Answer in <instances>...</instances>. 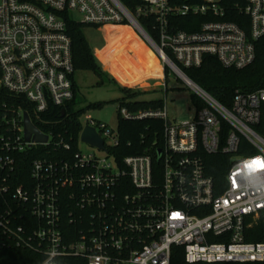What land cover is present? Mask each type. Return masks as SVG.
<instances>
[{
    "label": "built area",
    "instance_id": "obj_1",
    "mask_svg": "<svg viewBox=\"0 0 264 264\" xmlns=\"http://www.w3.org/2000/svg\"><path fill=\"white\" fill-rule=\"evenodd\" d=\"M137 1L0 0V246L32 250L39 264H171L179 250L184 264L264 262V242L243 235L244 218L264 214V88L236 90L227 107L181 69L204 55L225 67L251 63L264 0ZM68 19L130 25L188 87L192 117L170 119L163 103L121 106L120 118H156L163 128L152 152L120 160L112 153L118 125L85 117L76 137L56 132L57 122L41 117L51 107L68 115L74 96ZM19 101L50 125L38 129L45 142L25 139ZM85 126L103 147L82 142L104 156L79 150ZM29 150L36 156L25 179L19 165ZM207 155L224 157L222 185L208 174Z\"/></svg>",
    "mask_w": 264,
    "mask_h": 264
},
{
    "label": "trees",
    "instance_id": "obj_2",
    "mask_svg": "<svg viewBox=\"0 0 264 264\" xmlns=\"http://www.w3.org/2000/svg\"><path fill=\"white\" fill-rule=\"evenodd\" d=\"M124 5L133 7L137 0H120ZM228 20L239 23L240 20L235 16L226 17ZM200 20V19H199ZM86 24L76 22L73 20H66V31L71 38L72 47V60L74 71L77 68H89L97 73L100 69L94 61V57L91 49L88 46L87 40L83 33V27ZM112 30V28H107ZM119 34L111 35L109 37V44L112 46L116 54L119 55L121 45L118 48L117 45L121 42L122 35L127 31L124 27H118L114 29ZM255 57L251 63L242 67H225L212 55H204L200 66L181 68L184 74L193 80L195 83L204 88L208 93L215 97L223 105L229 107L232 96L236 90L241 92H251L256 89L264 88V35L255 42ZM120 65V61H116L115 64L106 63V68L115 67ZM168 68L164 66V76L167 80ZM74 84V96L71 102L65 108V112L68 115L60 117L59 110L51 107L50 114L42 115V120H49L51 122H57L53 126L56 132L67 133L65 135L72 134L74 137L78 135L81 127L79 120V112H72L71 106L76 102V90L77 86ZM125 96L129 98H135L140 92L131 88H122ZM13 100V99H11ZM20 105L26 110L33 122V124L40 130L47 132L50 125L43 124L40 120L34 118L32 111L28 104L20 102ZM124 105L129 110H139L148 108H159L162 106L161 100H137L131 99ZM163 123L160 119L156 118H144L137 120H125L119 117L118 120V145L112 149L117 160H120L126 155L145 154L152 152L154 138H160ZM158 145V142H157ZM36 155L30 150L22 157L20 162V177L25 179L28 176L31 160ZM223 156L220 155H207L205 161L207 165L208 174L212 175L217 185H222L224 181V174L226 165L222 161ZM21 179H16L13 184L16 185ZM0 200V208H1ZM244 239L247 242H264V214L258 216L248 215L244 218ZM215 241L221 240L220 237L214 239ZM41 256L32 250L14 247V246H0V264H39ZM72 264V263H70ZM74 264V263H73ZM171 264H184L182 261V253L180 250L177 255L172 257ZM221 264H264V262L254 263H221Z\"/></svg>",
    "mask_w": 264,
    "mask_h": 264
},
{
    "label": "rangeland",
    "instance_id": "obj_3",
    "mask_svg": "<svg viewBox=\"0 0 264 264\" xmlns=\"http://www.w3.org/2000/svg\"><path fill=\"white\" fill-rule=\"evenodd\" d=\"M71 16L76 21L80 20V16L76 12H73ZM107 28L115 27H93L90 25L83 27V33L100 72L97 73L89 68H77L74 71L77 90L76 102L71 106V111L79 112L80 122L82 123L85 117H90L115 129L118 125L120 107L131 99L161 100L170 119L191 118L194 113V103L190 97V90L174 73H170L167 75L166 91L164 92L163 64L143 36L130 25H124L127 31L122 35L121 42L117 45V47L121 45L118 55L107 38L111 36L108 32L113 33L114 36L119 32ZM118 60L120 65L106 68L108 71L105 70V63L115 64ZM141 62L146 66L145 68L140 66ZM130 70L135 73L131 84L137 83L138 87L134 90L140 91L135 98L125 96L121 85L123 76ZM77 146L82 152H95L99 156L105 155L83 143L80 138Z\"/></svg>",
    "mask_w": 264,
    "mask_h": 264
},
{
    "label": "water",
    "instance_id": "obj_4",
    "mask_svg": "<svg viewBox=\"0 0 264 264\" xmlns=\"http://www.w3.org/2000/svg\"><path fill=\"white\" fill-rule=\"evenodd\" d=\"M61 116L64 114V110H61ZM23 125H24V137L26 140H32L34 142H45L47 136L42 134L38 128L31 122L27 112L23 113ZM81 141L87 142L98 148L103 147L101 138L98 136L94 128L85 126L80 134Z\"/></svg>",
    "mask_w": 264,
    "mask_h": 264
},
{
    "label": "crops",
    "instance_id": "obj_5",
    "mask_svg": "<svg viewBox=\"0 0 264 264\" xmlns=\"http://www.w3.org/2000/svg\"><path fill=\"white\" fill-rule=\"evenodd\" d=\"M101 27H115V28H118V27H124V26H112V25H106V26H101ZM115 28H112V29H115ZM108 37H110V36H108ZM107 41H109V38H107ZM118 48H119V46H118ZM105 65H106V63L104 64V68H105V70L108 71V69H106ZM140 66L143 67V68L146 67V66L143 64V62H141V65H140ZM159 67H160V66H159ZM130 71H131V70H130ZM73 78H74V76H73ZM136 84H137V83H135V84H131V85H127V84H121V85H122L123 87H125V88H131V89H134V88L138 87Z\"/></svg>",
    "mask_w": 264,
    "mask_h": 264
},
{
    "label": "bare ground",
    "instance_id": "obj_6",
    "mask_svg": "<svg viewBox=\"0 0 264 264\" xmlns=\"http://www.w3.org/2000/svg\"><path fill=\"white\" fill-rule=\"evenodd\" d=\"M134 76H135V73H134V71H128L127 73H126V75H124L123 76V78H122V84H127V85H131V82H132V80H133V78H134Z\"/></svg>",
    "mask_w": 264,
    "mask_h": 264
}]
</instances>
